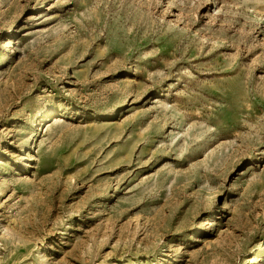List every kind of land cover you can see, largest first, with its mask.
Segmentation results:
<instances>
[{
  "label": "rangeland",
  "instance_id": "rangeland-1",
  "mask_svg": "<svg viewBox=\"0 0 264 264\" xmlns=\"http://www.w3.org/2000/svg\"><path fill=\"white\" fill-rule=\"evenodd\" d=\"M0 264H264V0H0Z\"/></svg>",
  "mask_w": 264,
  "mask_h": 264
},
{
  "label": "bare ground",
  "instance_id": "bare-ground-1",
  "mask_svg": "<svg viewBox=\"0 0 264 264\" xmlns=\"http://www.w3.org/2000/svg\"><path fill=\"white\" fill-rule=\"evenodd\" d=\"M46 120H47V121H49V120H50V119H49V116H48V117H46ZM49 122H50V121H49Z\"/></svg>",
  "mask_w": 264,
  "mask_h": 264
}]
</instances>
